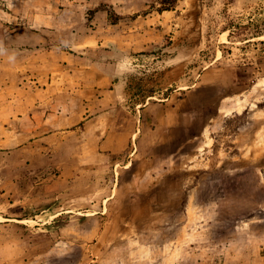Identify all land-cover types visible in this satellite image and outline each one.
I'll return each mask as SVG.
<instances>
[{
	"label": "rangeland",
	"instance_id": "1",
	"mask_svg": "<svg viewBox=\"0 0 264 264\" xmlns=\"http://www.w3.org/2000/svg\"><path fill=\"white\" fill-rule=\"evenodd\" d=\"M107 4L74 12L130 56L122 97L59 162L1 153L0 264H264V0Z\"/></svg>",
	"mask_w": 264,
	"mask_h": 264
},
{
	"label": "crops",
	"instance_id": "2",
	"mask_svg": "<svg viewBox=\"0 0 264 264\" xmlns=\"http://www.w3.org/2000/svg\"><path fill=\"white\" fill-rule=\"evenodd\" d=\"M88 1L0 0V149L5 150H0V156L1 153L9 156L6 149L13 146L44 148V151L54 148L50 154L44 152L29 158L37 163L59 162L56 159L59 155H69L55 154L53 142L70 145L69 141L60 139L67 140L70 134L88 128L91 116L92 120L104 117L106 121H102L101 127L111 123L108 115L111 103L107 104L106 100L122 97L125 83L118 65L122 58L126 60L130 56L121 53L126 52L120 41L111 38L110 31L103 38L97 35L94 47L83 26L88 18L74 12L78 5ZM96 1L110 5L116 0ZM139 1L119 0V5H123L117 6L118 16L137 11L141 7ZM104 11L107 18L109 14ZM100 47L101 51L97 49ZM19 83L27 88L34 86V90H23L25 94L16 97ZM19 99L21 106L16 107L12 102ZM61 125L68 128L61 129ZM13 138L19 140L16 145ZM46 141L51 145H46ZM79 157L70 156V163L83 162Z\"/></svg>",
	"mask_w": 264,
	"mask_h": 264
}]
</instances>
